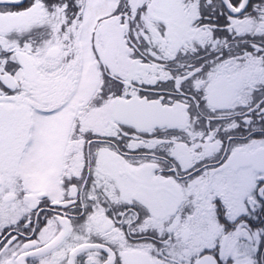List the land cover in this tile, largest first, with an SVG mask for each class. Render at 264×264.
Here are the masks:
<instances>
[{
    "label": "snow or ice",
    "instance_id": "obj_1",
    "mask_svg": "<svg viewBox=\"0 0 264 264\" xmlns=\"http://www.w3.org/2000/svg\"><path fill=\"white\" fill-rule=\"evenodd\" d=\"M0 264H264V0H0Z\"/></svg>",
    "mask_w": 264,
    "mask_h": 264
}]
</instances>
